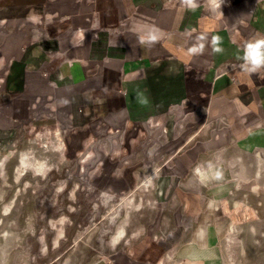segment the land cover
Here are the masks:
<instances>
[{"label":"crops","instance_id":"1","mask_svg":"<svg viewBox=\"0 0 264 264\" xmlns=\"http://www.w3.org/2000/svg\"><path fill=\"white\" fill-rule=\"evenodd\" d=\"M45 1V36L19 58L18 96L33 139L65 126L78 136L67 146L80 157L75 174L100 172L109 153L99 138L117 122L187 119L188 133L156 169L155 200L117 264H230L233 228L264 222L251 201L230 196L248 172L251 186L260 184L259 162L264 170V69L239 67L246 44L264 39V0H225L216 11L211 0H197L195 10L183 0Z\"/></svg>","mask_w":264,"mask_h":264},{"label":"rangeland","instance_id":"2","mask_svg":"<svg viewBox=\"0 0 264 264\" xmlns=\"http://www.w3.org/2000/svg\"><path fill=\"white\" fill-rule=\"evenodd\" d=\"M45 13V0H0V264H117L130 253L155 200L143 185L184 140L187 119L175 116L166 123L161 118L127 128L125 120L117 122L99 138L109 153L100 172L91 178L75 174L80 157L70 156L67 146L74 149L78 136L69 135L65 126L51 138L33 139L28 133L33 118L18 96L19 58L42 44ZM259 157L264 160L261 153ZM261 163L257 188L251 186L256 177L248 172L243 187L230 194L251 201L256 219H264ZM240 224L226 242V260L261 262L264 237L247 231L264 230V222ZM122 226L127 239L113 247L112 238ZM243 242L258 250L242 256L236 249Z\"/></svg>","mask_w":264,"mask_h":264},{"label":"clouds","instance_id":"3","mask_svg":"<svg viewBox=\"0 0 264 264\" xmlns=\"http://www.w3.org/2000/svg\"><path fill=\"white\" fill-rule=\"evenodd\" d=\"M183 3L191 10H195L198 7L197 0H183ZM225 3V0H211L212 10L216 11L220 9L221 5ZM151 39L154 41L155 36ZM220 37H213V45H216ZM143 42V40H142ZM215 51L219 52L220 49L216 47ZM195 51V49H193ZM243 63L240 64V69L247 73H256L264 69V39H258L250 41L246 44L243 54ZM148 183H151V178H149ZM123 238V230L119 231L116 236L112 238V246L120 242Z\"/></svg>","mask_w":264,"mask_h":264},{"label":"bare ground","instance_id":"4","mask_svg":"<svg viewBox=\"0 0 264 264\" xmlns=\"http://www.w3.org/2000/svg\"><path fill=\"white\" fill-rule=\"evenodd\" d=\"M199 173H200V172H199ZM198 175H199V174H198ZM153 178H154V176H153ZM153 178H152V179H153ZM152 179H151V180H152ZM148 180H149V179L146 180V183H144L143 187H145V186L150 187V183H148ZM151 183H152V181H151ZM140 187H141V186H140ZM256 188H257V187L255 186V189H256ZM127 204H128V203H127ZM126 213H127V212H126ZM129 214H130V213H129ZM129 214L127 213V217L125 216V218H124L125 221H124V222H128L127 220L129 219V216H128ZM121 230H123V238L120 240L119 243H121L122 241L126 240V239H127V235H128V234H127V229L125 228V226L120 227L119 231H121ZM119 231H118V232H119ZM118 232H117V233H118ZM117 233H115L114 236H116ZM114 236H113V237H114ZM119 243H118V244H119ZM116 245H117V244H116Z\"/></svg>","mask_w":264,"mask_h":264}]
</instances>
